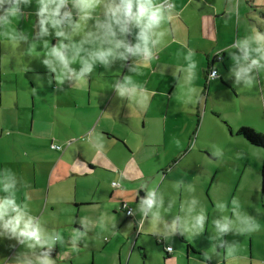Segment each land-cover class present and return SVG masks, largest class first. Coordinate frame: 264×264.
I'll return each mask as SVG.
<instances>
[{
  "label": "crops",
  "instance_id": "crops-1",
  "mask_svg": "<svg viewBox=\"0 0 264 264\" xmlns=\"http://www.w3.org/2000/svg\"><path fill=\"white\" fill-rule=\"evenodd\" d=\"M174 2L175 15L171 24L165 25L170 28L167 47L157 54L158 60L150 69L134 76L156 92L149 107L142 111L128 106L112 87L123 76L132 74L131 57L116 60L108 69L97 65L87 76L83 90L74 81L56 82L42 63V44L37 43L34 50L39 55L28 51L38 39L35 0L16 24L28 39L13 47L0 36V169H11L18 177V200L27 193L35 215H43L47 222H76L79 230H84V217L94 221L104 210L115 217L109 231L90 227L87 239L77 242L73 252L77 264H232L226 253L229 245L239 249L236 264H264L263 151L237 133L245 126L264 134V76L256 75V89L250 91L243 80L236 81L234 74L229 75L235 65L225 51L246 34V25L254 23L250 14L264 5L259 0H240V16L229 17L227 10L233 0ZM260 15L264 17V12ZM39 39H49L52 45L58 40L54 35ZM126 39L134 42L131 35ZM188 48L197 54L201 92L196 104L182 106L174 99L176 81L172 72L184 63L177 52ZM71 66L77 70L80 67L78 63ZM210 68L219 73L212 81L207 79ZM224 88L233 91L234 97L227 93L232 112H226L220 101L212 99L213 91ZM255 118L262 124L254 122ZM213 129L215 133H211ZM218 142L239 144L236 150L242 155L247 148L257 150L253 156L249 152L246 155L256 167V176L249 182H244L243 176L228 182L224 178L218 189H212L210 178L218 173L214 174V167L207 172L204 160L213 161ZM92 144L102 145L103 151L95 150ZM120 177L124 178L122 185L114 187L112 182ZM177 180L192 183L210 195L208 201V197L201 198L203 193L198 194L206 206L202 233L192 238L174 234L165 239L147 233L148 220L143 218L141 225L138 210L127 216L122 209V203L136 209L144 195L141 183H164L162 186L171 192V184ZM246 192L254 206L244 202ZM219 194L225 196L221 200L229 207L231 199L238 198L246 212L252 209L250 215L260 223V230L250 235L229 232L217 238L213 221L220 216L215 209L220 200L214 201L211 196ZM181 195L177 194L178 203ZM259 195L263 202L258 201ZM167 200L166 196L165 204ZM173 215L167 213L165 219L170 222ZM20 246L15 238H0V260ZM166 246L172 248L170 253ZM50 256L59 260L55 248Z\"/></svg>",
  "mask_w": 264,
  "mask_h": 264
},
{
  "label": "clouds",
  "instance_id": "clouds-1",
  "mask_svg": "<svg viewBox=\"0 0 264 264\" xmlns=\"http://www.w3.org/2000/svg\"><path fill=\"white\" fill-rule=\"evenodd\" d=\"M35 15L38 17L39 30L37 40L28 49L34 50L37 43L42 44L43 65L54 74L57 83L74 81L81 90L87 86V76L97 65L108 69L116 60L126 61L131 57V75L117 80L112 87L118 97L125 99L128 106L138 110H146L156 94L134 76H142L144 69H150L158 60V53L167 47L166 38L170 34V25L175 15L174 0H35ZM32 0H0V36L13 47L28 37L16 28L17 22L25 15L24 9ZM264 5V0H259ZM240 0H233L227 12L229 17L240 16ZM218 10V9H217ZM264 7L250 14L254 23L246 25V34L236 38L225 51L235 67L230 68L229 75L234 74L236 81H244L245 87H251L256 75L264 76V17L260 15ZM54 35L58 38L52 45L49 39H39ZM127 35L133 37L129 43ZM237 49L238 51H230ZM177 57L184 63L177 66L172 76L176 81L174 99L182 106L196 104L200 99L201 86L197 84L201 68L196 59V52L188 48L185 52H177ZM79 64L77 70L73 64ZM214 68L207 79L218 78ZM99 139V137H97ZM177 146L179 140H175ZM97 151H103L100 144H92ZM217 154L213 152L215 157ZM123 177L113 181V186H121ZM19 180L11 169H0V238H15L22 250L15 256L12 264H57L50 252L54 245L63 243L64 237L59 230L46 227L43 215L37 216L31 207V197L25 193L23 200H18ZM164 184V183H163ZM153 181L151 185L144 182L139 185L144 190L133 215L139 211L143 225L148 220L147 233L162 235L165 239L174 234L192 238L204 231L206 206L197 195L196 186L177 180L171 184V192L167 186ZM183 198L177 201V194ZM168 197L165 204V197ZM176 209L174 212L173 210ZM215 209L220 213L213 221L215 236L220 238L229 232L250 235L260 230V223L249 215L238 198H232L229 204L224 200L216 202ZM231 212V215L228 213ZM174 213L171 221L165 214ZM115 217L107 210L94 221L88 217L81 220L84 230L74 229L70 239L72 249L81 238L87 239L90 227L109 231L114 226ZM129 228L132 224L128 225ZM239 249L235 245L227 246V257L236 264ZM205 259H208L205 254ZM0 264L3 261L0 260Z\"/></svg>",
  "mask_w": 264,
  "mask_h": 264
},
{
  "label": "rangeland",
  "instance_id": "rangeland-1",
  "mask_svg": "<svg viewBox=\"0 0 264 264\" xmlns=\"http://www.w3.org/2000/svg\"><path fill=\"white\" fill-rule=\"evenodd\" d=\"M247 88L250 91H255L256 89L255 85H252L251 87H247ZM227 93L230 94L232 97H234L233 91L231 89L224 88V89L213 91L212 99L215 102L220 101L222 105L226 107V112H232V105L227 98ZM212 99L210 100L211 102H212ZM253 121L262 124V122H260V120H258L257 118L253 119ZM222 126L225 128L226 132H229V129L226 126L224 125ZM229 126L234 127L233 124L232 125L229 124ZM215 131L216 130L213 129L211 133H215ZM230 133L231 132H229V135ZM235 134H236V130L233 129V132H232L233 138H235L236 136ZM217 144H218V146H216L217 156H215L213 161H209L207 159L204 160L205 161L204 166L207 172H209L210 169L214 167L213 168L214 174L218 173L217 177L210 178V181H212L213 179L212 189H218L220 187V182L222 181L224 182V178L228 182L230 179H233V178L240 179L241 176H243L244 182H249L254 175L256 176V173H257L256 167L254 166L252 160H250V158H247L246 155H247V152H249L250 155L253 156L254 152H256L257 150H255L254 148L253 149L247 148L246 150H244V154L242 155L238 153L236 150L237 145H239L237 143L225 144L222 142H218ZM258 148L260 147H257L256 149ZM260 149L263 151L262 148ZM243 156L245 159L243 158ZM196 189H197V195L198 194L200 195L203 193V196H201V198L208 197L209 198L208 201L210 200V195L206 196L205 190H203L202 188H199L198 186H196ZM211 192L212 190L210 191L209 194H211ZM182 198H183V194L181 195V199ZM211 198L215 201L216 198L221 200V199H224L225 196L223 194H219V196H211ZM177 201H178V197H177ZM258 201L263 202L262 199L260 198V195H259ZM244 202L246 204H250L251 206H254L253 204H251L252 202H254V200L250 195H248L247 192L244 197ZM260 206L262 205L260 204ZM45 212L47 213L48 211L46 210ZM251 212H252V209L247 210V213L249 215L251 214ZM75 224L76 222H47L46 223V227H48L49 229L59 230L64 237V242L62 244L57 243L53 247V249L54 248L56 249V255L57 253H59V256H58L59 260H57V258H54V260L57 261V264H77L78 257L73 255V252L75 253L76 250L72 249V244H70L71 239L69 238V236L71 235V232L74 229H76ZM16 247L14 248V251H11L10 255H7L3 258V264H12V261L15 258V256L22 250V246H20L18 249H16Z\"/></svg>",
  "mask_w": 264,
  "mask_h": 264
},
{
  "label": "trees",
  "instance_id": "trees-1",
  "mask_svg": "<svg viewBox=\"0 0 264 264\" xmlns=\"http://www.w3.org/2000/svg\"><path fill=\"white\" fill-rule=\"evenodd\" d=\"M206 82H208V80ZM237 133L242 135L250 144L263 149V160L260 169V176H261V192L264 193V134L256 132L254 129L245 126L240 127ZM53 253H54V249L51 250L50 254Z\"/></svg>",
  "mask_w": 264,
  "mask_h": 264
},
{
  "label": "built area",
  "instance_id": "built-area-1",
  "mask_svg": "<svg viewBox=\"0 0 264 264\" xmlns=\"http://www.w3.org/2000/svg\"><path fill=\"white\" fill-rule=\"evenodd\" d=\"M216 58L218 59V60H220L221 59V56L219 55V54H217L216 55ZM214 68H212V69H210L209 71H208V74L213 70ZM208 74H207V77H208ZM52 148H54V149H57V150H60L61 149V147L60 146H56V145H52ZM113 183V182H112ZM113 185V184H112ZM121 207H122V209H124V211H125V214L127 215V216H129L130 214V211H132L131 210V207H129L126 203H122L121 204ZM165 250H166V252H168V253H170L171 251H172V248L170 247V246H166L165 247Z\"/></svg>",
  "mask_w": 264,
  "mask_h": 264
}]
</instances>
